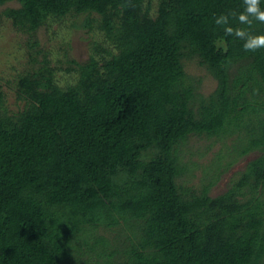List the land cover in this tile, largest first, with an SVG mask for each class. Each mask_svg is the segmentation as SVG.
Returning a JSON list of instances; mask_svg holds the SVG:
<instances>
[{
	"label": "trees",
	"instance_id": "16d2710c",
	"mask_svg": "<svg viewBox=\"0 0 264 264\" xmlns=\"http://www.w3.org/2000/svg\"><path fill=\"white\" fill-rule=\"evenodd\" d=\"M8 3L30 54L14 109L0 82V264H264V48L215 23L232 13L229 26L264 34L239 24L243 0ZM64 20L110 47L54 66L38 34ZM187 62L215 80L208 95ZM191 136L257 156L212 196L220 170L185 184Z\"/></svg>",
	"mask_w": 264,
	"mask_h": 264
},
{
	"label": "rangeland",
	"instance_id": "374dc122",
	"mask_svg": "<svg viewBox=\"0 0 264 264\" xmlns=\"http://www.w3.org/2000/svg\"><path fill=\"white\" fill-rule=\"evenodd\" d=\"M6 6H15L12 3L0 6V82L7 93V103L14 109L16 100L12 83L17 73L29 64L30 49H28L27 37L15 32L10 23L2 16V11ZM83 17L76 19L78 24ZM69 20L61 23H54L49 28H42L39 32L38 40L40 49L45 52L51 64L60 65L61 69L66 68L65 55L77 61H84L89 54L93 53L95 46L108 49L109 42L106 41L102 32L94 28L89 31L85 28H72ZM70 49L65 52L66 45ZM42 56H38L40 59ZM57 62H60L57 64ZM185 69L188 74L201 79L200 91L203 95H208L216 86L215 80L210 77L203 68L193 62H187ZM57 79L60 84L72 82V77L64 71L58 72ZM235 140H218L216 138H206L205 136H191L184 151V161L188 162V174L185 175V184L198 188L208 180L213 172L220 170L215 185L211 188L210 195L215 196L229 186L232 179L237 178L245 169L248 161L257 156L256 152L244 157H237L235 154ZM232 164L226 166L228 162ZM220 165V166H219ZM218 168V169H216ZM181 182V181H179Z\"/></svg>",
	"mask_w": 264,
	"mask_h": 264
},
{
	"label": "clouds",
	"instance_id": "9594fccd",
	"mask_svg": "<svg viewBox=\"0 0 264 264\" xmlns=\"http://www.w3.org/2000/svg\"><path fill=\"white\" fill-rule=\"evenodd\" d=\"M244 10L238 15L239 24L251 27L254 22L264 24V8L261 7V0H243ZM235 14L220 15L215 18L217 25H222L226 35L235 36L244 40L243 48L246 52H256L264 48V34L253 35L244 28H233L229 26V16Z\"/></svg>",
	"mask_w": 264,
	"mask_h": 264
}]
</instances>
